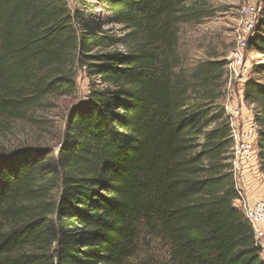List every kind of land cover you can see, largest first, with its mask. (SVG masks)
I'll list each match as a JSON object with an SVG mask.
<instances>
[{
  "label": "trees",
  "instance_id": "obj_1",
  "mask_svg": "<svg viewBox=\"0 0 264 264\" xmlns=\"http://www.w3.org/2000/svg\"><path fill=\"white\" fill-rule=\"evenodd\" d=\"M96 1L98 22L58 0H0V113L72 95L76 67L90 78L57 152L0 153V264H130L145 234L169 264H264L235 203L229 61L189 69L179 47L182 24L210 11L186 0ZM104 25L124 33L113 39ZM250 45L264 54V0ZM250 73L242 90L264 174V63Z\"/></svg>",
  "mask_w": 264,
  "mask_h": 264
},
{
  "label": "rangeland",
  "instance_id": "obj_2",
  "mask_svg": "<svg viewBox=\"0 0 264 264\" xmlns=\"http://www.w3.org/2000/svg\"><path fill=\"white\" fill-rule=\"evenodd\" d=\"M58 1L72 13L79 12L84 15L86 21L96 20L98 22L105 12V6L98 4L96 0ZM186 1L207 7L211 14L201 22L184 23L180 28L179 47L187 57V67L191 69L198 61L215 57L226 58L230 62L232 53L236 49L235 32L240 8L245 2L255 0ZM103 28L108 30L107 34L113 39L124 33L118 25H104ZM117 47L121 46L111 45L110 49ZM245 59L247 65L253 69L254 65L264 63V54L258 53L250 45L246 49ZM76 68V91L72 95L49 96L39 106L26 109L18 114L0 113V153H9L25 147L51 148L54 152L58 151L70 110L84 101L89 93L90 78L85 68ZM250 76H252L251 73L244 81H233L230 87L226 85V95L229 101L239 102V91ZM257 78L263 81L264 73L258 75ZM245 105L247 107L245 115L248 119L251 116L254 118L253 107L246 102ZM243 174L242 182L249 196H252L251 201L264 198V174L261 171L260 174L252 172ZM251 181L253 184L255 182L254 189H248L246 186L247 182ZM261 227L264 231V225ZM255 240L262 247L261 255L264 260V237L261 239L263 245L256 237ZM168 257V250L162 242L154 236L145 234L138 239L130 264H169Z\"/></svg>",
  "mask_w": 264,
  "mask_h": 264
},
{
  "label": "built area",
  "instance_id": "obj_3",
  "mask_svg": "<svg viewBox=\"0 0 264 264\" xmlns=\"http://www.w3.org/2000/svg\"><path fill=\"white\" fill-rule=\"evenodd\" d=\"M262 0L247 1L240 8V15L235 32L236 49L232 53L231 61L227 66L228 87L233 81L245 80L251 72L250 65L245 59L249 37L259 18ZM239 102L232 103L226 95L223 102L226 117L230 125L232 139L231 164L232 173L237 191L236 206L241 208L249 224L253 228L256 239L263 245L264 237V198L251 201L252 196L246 191L242 179L243 173L260 174V164L257 148V126L253 116L248 119L245 115V100L243 90L239 91ZM241 178V182H240Z\"/></svg>",
  "mask_w": 264,
  "mask_h": 264
},
{
  "label": "crops",
  "instance_id": "obj_4",
  "mask_svg": "<svg viewBox=\"0 0 264 264\" xmlns=\"http://www.w3.org/2000/svg\"><path fill=\"white\" fill-rule=\"evenodd\" d=\"M250 180H251V179H250ZM253 185H254V186H253ZM246 186H247L248 189H252V188L254 189V187H255V182H254V184H253V181H251V182H247V185H246Z\"/></svg>",
  "mask_w": 264,
  "mask_h": 264
}]
</instances>
